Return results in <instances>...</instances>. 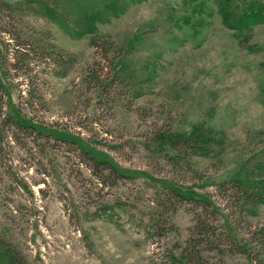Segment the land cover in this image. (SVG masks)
Instances as JSON below:
<instances>
[{
	"label": "rangeland",
	"instance_id": "rangeland-1",
	"mask_svg": "<svg viewBox=\"0 0 264 264\" xmlns=\"http://www.w3.org/2000/svg\"><path fill=\"white\" fill-rule=\"evenodd\" d=\"M102 1L0 0V232L29 264H181L202 207L161 205L191 188L223 213L202 264H264V205L236 208L220 186L264 178V21L228 27L215 0H119L80 35ZM18 45L39 54L27 64ZM196 126L210 150L177 141Z\"/></svg>",
	"mask_w": 264,
	"mask_h": 264
},
{
	"label": "trees",
	"instance_id": "trees-1",
	"mask_svg": "<svg viewBox=\"0 0 264 264\" xmlns=\"http://www.w3.org/2000/svg\"><path fill=\"white\" fill-rule=\"evenodd\" d=\"M136 1V0H134ZM217 3L218 11L223 19V22L228 27H236L239 30L251 29L252 25L264 21V0H258L259 4L256 10H253L255 4L251 0H215ZM249 1V3H247ZM257 1V2H258ZM103 8H96L95 10L90 11L86 14V19L88 23L81 24V34L86 35L89 33L98 32L99 23H104L109 19V16L119 15L124 11L122 6H119V0H109L106 3L102 1ZM98 23V25H97ZM92 43H97V40L93 39ZM108 42L105 41L104 45ZM106 47V46H105ZM19 54V60L25 61L27 64L31 63L30 55L31 53H38V49L30 48L26 46H19L17 48ZM39 54V53H38ZM43 57L46 58V55L42 52ZM1 79V78H0ZM0 85L5 89V85L0 80ZM8 91V90H6ZM8 93V92H7ZM1 109V105H0ZM1 117V112H0ZM13 121L14 125L17 128L22 130L32 129L37 133H43L42 128L37 127L30 120L24 119V117L16 112L15 114L9 115L8 117ZM210 131H205L203 127L196 126L189 133L184 135H178L177 141L182 142L187 147L197 150H205L211 148V139ZM57 136V135H56ZM181 137V138H178ZM78 143V142H76ZM184 145V146H185ZM210 150V149H209ZM90 159L93 161V168L95 170L101 169V171H108V175H120V171L116 166L107 160H98L95 156L91 155L89 152H86ZM244 174L236 176L234 179L223 181L220 186H228L226 191L230 193L232 199H234L236 208L247 209L251 211V207H258L264 205V178L256 177L251 175L248 171H243ZM107 175V174H106ZM100 174V179L102 182H105L108 175ZM168 198H164V203L161 207L168 206V203H171V197H176L184 199L187 201L195 202L202 207L201 212L195 214L194 224L191 226V234L187 240V246L184 248L181 256V264H202L204 262L202 251L203 248L216 243V230L214 228L213 222L211 221V216L221 214L222 208H220L215 201L212 199L209 193H200L191 188H168ZM241 211V210H240ZM157 223L160 222L158 217L156 220ZM228 224V222H227ZM161 226L157 224V231H161ZM231 230V228L229 227ZM213 238H210V237ZM264 245V242L262 243ZM0 264H29L24 253L3 233L0 232Z\"/></svg>",
	"mask_w": 264,
	"mask_h": 264
}]
</instances>
